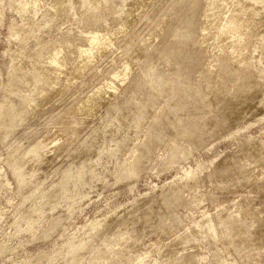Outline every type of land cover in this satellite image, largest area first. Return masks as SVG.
Masks as SVG:
<instances>
[{
	"label": "rangeland",
	"instance_id": "rangeland-1",
	"mask_svg": "<svg viewBox=\"0 0 264 264\" xmlns=\"http://www.w3.org/2000/svg\"><path fill=\"white\" fill-rule=\"evenodd\" d=\"M229 1L235 36L211 0H0V264H264V0Z\"/></svg>",
	"mask_w": 264,
	"mask_h": 264
},
{
	"label": "bare ground",
	"instance_id": "bare-ground-1",
	"mask_svg": "<svg viewBox=\"0 0 264 264\" xmlns=\"http://www.w3.org/2000/svg\"><path fill=\"white\" fill-rule=\"evenodd\" d=\"M221 1H223V4L221 5V6H217V4H218V2L216 3V0H211V4H209V6H208V8H207V12L209 11L211 14L213 13H215V10H217L216 12H217V16H216V18H212V21L210 20V22H206L207 24H205L204 25V27H203V31H204V33L206 34V32L207 33H209V31L210 30H212L211 28H215V27H213V26H217L218 28L216 29V30H218L219 32H221V33H223V28L224 27H226L227 25H225V23L226 22H228L229 20L230 21H233L234 22V24H235V22H237V21H239V23H238V25H236V27H235V31L231 34V35H234L235 36V34L239 31V29L240 28H242V26L245 24V20H246V22H247V19L246 18H244V17H242L243 16V14L242 15H240V11H241V8L239 7V12H237V11H235V12H237V13H239V14H235V13H232V12H230V13H228L227 11H226V9L228 8V7H232V5H230V1L228 2L227 0H221ZM232 1H234V0H232ZM238 1V3H240V1L241 0H237ZM210 2V1H209ZM220 2V1H219ZM235 2H236V0H235ZM243 2V1H242ZM143 3H146L145 1L143 2ZM234 3V2H233ZM237 3V2H236ZM244 3V2H243ZM221 4V3H220ZM219 4V5H220ZM235 4V3H234ZM236 5H238L239 6V4H236ZM247 5H249V4H247ZM242 6H244V5H242ZM253 6V5H252ZM235 7V6H234ZM246 7H248V6H246ZM233 8V7H232ZM231 8V9H232ZM256 8V7H255ZM259 8H262V7H259ZM251 9V8H250ZM233 10V12H234V9H232ZM236 10V9H235ZM238 10V9H237ZM243 10V9H242ZM257 10V9H256ZM127 11V10H126ZM249 11V10H248ZM251 11V10H250ZM253 11H254V9H253ZM259 11H261V10H259ZM263 11V10H262ZM125 12V11H124ZM206 12V11H205ZM243 13H245V12H243ZM250 13V12H249ZM249 13H247V14H249ZM254 13V12H253ZM256 13H257V11H256ZM252 14V13H251ZM261 14V13H260ZM259 13H258V15H260ZM254 15H255V13H254ZM204 16H208V15H205L204 14ZM215 16V15H214ZM247 16V15H246ZM261 16V15H260ZM231 17V18H230ZM259 17V16H258ZM207 18V17H206ZM242 18H244L243 20H241ZM250 18H251V16H250ZM257 18V17H256ZM228 19V20H227ZM257 19H259V18H257ZM186 20V19H185ZM207 20V19H206ZM240 20H241V22H240ZM262 20V23H263V19H261ZM260 20V21H261ZM188 21H189V19H188ZM252 21V20H251ZM249 22H250V20H249ZM254 22V21H253ZM191 23V22H190ZM204 23V22H203ZM248 23V22H247ZM252 23V22H251ZM250 23V24H251ZM261 23V22H260ZM260 23H259V25H258V27H260ZM186 24H187V21H186ZM249 24V23H248ZM258 24V23H257ZM191 25V24H190ZM252 25V24H251ZM245 26V25H244ZM243 26V27H244ZM247 26V25H246ZM261 26H262V24H261ZM251 27V26H250ZM263 27H264V25H263ZM117 28H119V27H117ZM116 28V29H117ZM116 29H114V30H112V31H115ZM121 29V28H120ZM251 29V28H250ZM254 29V28H253ZM255 29H257L256 27H255ZM106 30H107V28H106ZM110 30V29H109ZM109 30H108V32H109ZM240 30H243V28L242 29H240ZM249 30V29H248ZM263 30H264V28H263ZM117 31H118V29H117ZM187 31H189V30H187ZM213 31V30H212ZM212 31H210V32H212ZM215 31V30H214ZM250 32H251V30H249ZM260 31V30H259ZM259 31H256V32H259ZM100 32V31H99ZM110 32H111V30H110ZM109 32V33H110ZM179 32V31H178ZM202 32V31H201ZM218 32V34L219 35H221L220 33ZM192 32H190V34H191ZM213 33V32H212ZM239 33H240V31H239ZM245 33H246V30H245ZM252 33H254V32H252ZM102 34H104V33H102ZM112 34H113V32H112ZM112 34H110V35H112ZM115 34V33H114ZM113 34V35H114ZM201 34H203V33H201ZM214 34H216V31L213 33V35ZM241 34L243 35V32H241ZM251 34V33H250ZM260 34H262V33H260ZM89 35V38H90V42H89V45L88 46H86V47H83L82 49H80V51L81 52H85V53H91V49H92V47H93V45H94V43H96L97 42V39H99V35H100V33H98L97 31H95L94 33L92 32V33H89L88 34ZM105 35V34H104ZM184 35V34H183ZM210 35V34H209ZM212 35V34H211ZM240 34H238L237 36L239 37L237 40H239L240 38L242 39V40H244V38H242V37H240L239 36ZM256 35V34H255ZM254 35V36H255ZM188 36V35H187ZM216 36V35H215ZM233 36V37H234ZM249 36V35H248ZM250 36H252V34L250 35ZM205 37H206V35H205ZM205 37H203V38H205ZM213 38H214V36H212ZM212 37H210V38H212ZM218 37V36H217ZM220 37V36H219ZM228 37V36H227ZM229 37H230V35H229ZM233 37H232V39H233ZM201 38H202V36H201ZM200 38V39H201ZM207 38V37H206ZM247 38V37H246ZM245 38V39H246ZM258 38V37H257ZM199 39V40H200ZM223 39H224V37H223ZM235 39H236V37H235ZM241 39H240V41H241ZM262 39H263V37H262ZM204 39H202V41H203ZM214 40V39H213ZM218 40H220V38H218ZM225 40V39H224ZM231 40V39H230ZM237 40H235V42H237ZM248 40H250V39H248ZM253 40V39H252ZM217 41V40H216ZM222 41V40H221ZM220 41V42H221ZM227 41H229V40H227ZM226 40H225V43L227 42ZM251 41V40H250ZM258 41V40H257ZM262 42H263V40H261ZM100 41H98V43H99ZM200 42V41H199ZM204 42V41H203ZM201 43V44H203V47L202 48H205L204 46H206V44L204 45V43ZM230 42V41H229ZM244 42V41H243ZM242 42V43H243ZM212 43V42H211ZM224 43V44H225ZM231 43V45H232V47H233V45H236V43H232V42H230ZM230 43H229V45H230ZM237 43H239V42H237ZM241 43V42H240ZM239 43V44H240ZM250 43V42H249ZM252 43V42H251ZM257 43V42H256ZM102 44V43H101ZM100 44V45H101ZM208 44V43H207ZM218 43H216V45H217ZM221 44H222V42H221ZM238 44V45H239ZM244 44V43H243ZM242 44V45H243ZM263 44L264 43H262V46H263ZM97 45V44H96ZM238 45H236L235 47H237ZM245 45V44H244ZM255 45V44H254ZM95 46V45H94ZM98 47H99V45H97ZM102 46V45H101ZM101 46L99 47V48H101ZM200 46V45H199ZM218 46V45H217ZM220 46V45H219ZM97 47V48H98ZM234 47V48H235ZM243 47V46H242ZM99 48H98V50H99ZM221 48V47H220ZM225 48V47H224ZM223 48V49H224ZM239 47H237V49H238ZM241 48V47H240ZM245 51L247 50V46H245ZM251 48V47H250ZM263 48V47H262ZM95 49V48H94ZM174 49V48H173ZM214 49V48H213ZM219 49V48H218ZM217 48H216V50H218ZM226 49V48H225ZM224 49V50H225ZM227 49H228V45H227ZM229 49H232V48H229ZM229 49H228V51H229ZM243 49V48H242ZM96 50V49H95ZM97 50V51H98ZM101 50H102V48H101ZM166 50H168L167 52L165 51V55H163L164 57H163V59H164V61H166V62H169V64L171 63V62H174L173 60V56H176V52L174 53V51H172V49H170V48H167ZM215 50V51H216ZM235 50H236V48H235ZM241 50V49H240ZM244 50V49H243ZM183 51V50H182ZM220 51H222L221 49H220ZM226 51V50H225ZM232 51H233V49H232ZM237 51V50H236ZM235 51V52H236ZM242 51V50H241ZM264 51V50H263ZM96 52V51H95ZM95 52H93V53H95ZM219 52V51H218ZM222 52H224V51H222ZM221 52V53H222ZM21 53V52H20ZM80 53V52H79ZM217 53V52H216ZM220 53V54H221ZM232 53V52H231ZM230 53V54H231ZM237 53V52H236ZM234 54V55H237V54ZM239 53H240V51H239ZM251 53V52H250ZM22 54V53H21ZM61 55V54H60ZM84 55V54H83ZM91 55V54H90ZM214 55H215V52H214ZM218 55V57H219V54H217ZM239 55V54H238ZM240 55H241V53H240ZM243 55H244V51H243ZM59 56V55H58ZM222 56H223V54H222ZM232 56H233V54H232ZM242 56V55H241ZM240 56V58H242ZM57 57V56H56ZM61 57V56H60ZM81 57H83V56H81ZM93 57H94V54H93ZM235 57V56H234ZM234 57H233V59H234ZM80 58V57H79ZM78 58V59H79ZM86 58V57H85ZM92 58V57H91ZM235 58H237V57H235ZM239 58V57H238ZM239 58V59H240ZM246 58V57H245ZM57 59H58V57H57ZM61 59H62V57H61ZM83 59V58H82ZM87 59H89L88 57H87ZM86 59V60H87ZM220 59V58H219ZM221 59H222V57H221ZM220 59V60H221ZM243 59H244V57H243ZM50 60V59H49ZM55 58L54 57H52L51 58V61L52 62H55ZM84 60V59H83ZM89 60H92V59H89ZM88 60V64L90 63V61ZM58 61V60H57ZM80 61V60H79ZM219 61V60H218ZM222 61V60H221ZM59 62V61H58ZM81 63H82V60L80 61ZM245 62V61H244ZM63 63V62H62ZM84 63V62H83ZM61 64V63H60ZM76 64H77V62H76ZM75 64V65H76ZM85 64V63H84ZM83 64V65H84ZM59 65V64H58ZM66 65V64H65ZM79 65V64H78ZM176 65V64H175ZM227 65V64H226ZM72 66V65H71ZM80 66H81V64H80ZM47 67L49 68V66L47 65ZM46 67V68H47ZM59 67V66H58ZM64 67V66H63ZM75 67V66H74ZM171 67V66H170ZM214 67V65H212V67L210 66L209 68H213ZM222 67V66H221ZM221 67H220V69H221ZM51 68V67H50ZM61 68V67H60ZM77 68H79V67H77ZM84 68V67H83ZM52 69H54V68H52ZM66 69V68H65ZM73 69V68H72ZM82 69V68H81ZM171 69V68H170ZM176 69V68H175ZM214 69H215V67H214ZM60 70V69H59ZM75 70H76V68H75ZM123 70V69H122ZM126 70V69H125ZM210 70H212V69H210ZM55 71V70H54ZM61 71V70H60ZM63 71V70H62ZM61 71V72H62ZM70 71V70H69ZM119 71H121V70H119ZM178 71V72H177ZM177 71H173L172 73H171V75L169 76V74H167V76L164 78V79H160V81H159V83L157 84V86L156 87H153V89L152 90H160V89H164L165 88V90H166V88H169V89H171L172 90V96H174V94H175V88H174V85H177V83L179 84H182L183 82L180 80V76L182 75H180V73H179V68H178V70ZM213 71H215V70H213ZM46 72V71H45ZM45 72H44V74H45ZM48 72V71H47ZM46 72V73H47ZM73 72V71H72ZM74 72H76V71H74ZM77 72H78V70H77ZM210 72H212V71H210ZM226 72V71H225ZM64 74V73H63ZM71 74V73H70ZM117 74H120L119 72L117 73ZM122 74V73H121ZM222 74V73H221ZM150 75V74H149ZM149 75H147L148 77H149ZM154 75V74H153ZM223 75V74H222ZM56 76V75H55ZM120 76V75H119ZM183 76V75H182ZM201 76V75H200ZM218 76V75H217ZM224 76V75H223ZM114 77V76H113ZM115 77H117V76H115ZM186 77V76H185ZM220 77V76H219ZM117 79V78H116ZM222 79H223V77H222ZM150 80H151V78H150ZM149 80V81H150ZM260 81V80H259ZM214 82V81H213ZM250 82V81H249ZM113 83V82H112ZM111 83V84H112ZM219 83V82H218ZM246 83H248V82H246ZM253 83V82H252ZM105 84H107V83H105ZM109 84V83H108ZM115 83H113V85H114ZM215 84H216V81H215ZM110 85V84H109ZM108 85V86H109ZM112 85V86H113ZM245 85V84H244ZM101 86H103V87H105L104 85H101ZM118 86V84L116 85V87ZM218 86V85H217ZM114 87V86H113ZM219 87H220V85H219ZM101 88V87H100ZM99 88V89H100ZM184 88V92H186V93H188V87H183ZM102 89V88H101ZM100 89V90H101ZM106 89H108V87H106ZM168 89V90H169ZM41 90V89H40ZM103 90V89H102ZM219 90V89H218ZM241 90V89H240ZM247 90H249V86L248 85H245V86H242V90L241 91H246V92H248L249 93V91L251 90H249V91H247ZM253 90V89H252ZM264 90V89H263ZM98 91V90H97ZM108 91V90H107ZM178 91V90H177ZM220 91V90H219ZM231 91V90H230ZM233 91H234V89H233ZM239 91V90H238ZM105 92H106V90H105ZM226 92H228V90L226 91ZM43 93V92H42ZM97 93V92H96ZM96 93H94V94H96ZM101 93V92H100ZM159 93V92H158ZM165 93V92H164ZM241 93V92H240ZM44 94V93H43ZM94 94H92V95H94ZM98 94H99V91H98ZM98 94H96V97H97V99L99 98L98 96ZM232 94H234V93H232ZM242 94V93H241ZM246 94V93H245ZM264 94V93H263ZM176 95V94H175ZM221 95H222V93H221ZM263 96V95H262ZM96 97H94V99H90V100H94V102H95V98ZM91 98V97H90ZM174 99V98H173ZM88 100V99H87ZM89 101V100H88ZM88 101H86V102H88ZM93 102V103H94ZM144 102H142L141 103V105L143 104ZM174 103V102H173ZM186 103V102H185ZM97 104V103H96ZM147 104V103H146ZM94 104H92V106H93ZM83 106H85L84 104H83ZM141 107V106H140ZM145 107H146V105H145ZM138 111V110H137ZM145 111V110H144ZM134 112H136V111H134ZM136 114V113H135ZM143 116V115H142ZM175 116V115H174ZM139 118V115H136V117H135V121H134V123L136 122V120ZM140 119V118H139ZM179 121V120H178ZM73 123H74V121H73ZM70 124H72V123H70ZM75 124V123H74ZM77 124V123H76ZM65 126V125H64ZM66 126H68L67 124H66ZM76 126H74V128H75ZM67 128V127H66ZM73 128V127H72ZM62 129H64V128H62ZM67 129H69V128H67ZM179 129V131L181 130L182 132H184L185 131V129H180V128H178ZM178 129H176L177 131H178ZM70 130V129H69ZM63 131H66V129L65 130H63ZM69 132H71L72 133V131L70 130ZM62 133V132H61ZM70 133V134H71ZM185 133V132H184ZM69 134V133H68ZM177 134V133H176ZM179 134V133H178ZM189 134V133H188ZM59 135H61V134H58V136ZM179 135H181V134H179ZM183 135V134H182ZM186 136H187V134H185ZM57 136V137H58ZM176 136V135H175ZM174 136V137H175ZM61 137V136H60ZM180 137V136H179ZM185 137V136H184ZM188 137H189V135H188ZM187 137V139H189ZM177 138V137H176ZM63 139V138H62ZM191 139H192V137H191ZM194 139V138H193ZM54 140V139H53ZM56 140V139H55ZM195 140H196V138H195ZM198 140V139H197ZM174 141H176L175 139H174ZM174 144L176 143L177 144V142H173ZM192 144H193V142H191ZM56 144V143H55ZM58 144V143H57ZM141 145H143V144H141ZM193 145H195V144H193ZM141 147V146H140ZM144 147H145V145H144ZM181 147H183V146H180V148ZM179 148V146L178 147H176L175 149H178ZM134 149V148H133ZM35 150V149H34ZM33 150V151H34ZM137 150V149H136ZM135 150V151H136ZM141 150V149H140ZM182 150V149H181ZM178 151L179 153H181L182 151ZM245 150H248L247 148L245 149ZM176 151V150H175ZM175 151L172 153V154H175ZM139 152V151H138ZM131 153H133V152H131ZM135 153V152H134ZM143 153V152H142ZM178 153V154H179ZM187 153V152H186ZM137 154L138 153H136V155L134 154V157L135 156H137ZM171 154V153H170ZM169 154V155H170ZM182 154V153H181ZM139 156V155H138ZM142 156V155H141ZM173 156V155H172ZM175 156H176V154H175ZM175 156L173 157V158H175ZM179 156V155H178ZM136 158V157H135ZM139 158V157H138ZM137 158V159H138ZM142 158V157H141ZM183 158V157H182ZM167 162H168V160H167ZM175 162V161H174ZM139 163V162H138ZM136 165V164H135ZM136 167V166H135ZM135 167H134V165L133 164H128L126 167H125V171H124V173L123 174H125L126 176H129L130 174H132V176H133V174L134 173H136V169H135ZM72 169V168H71ZM80 169L79 170H77L75 173H76V175L77 176H79V174H80ZM71 172V171H70ZM73 172V171H72ZM68 173H69V171L67 170L66 171V178H68ZM129 174V175H128ZM138 174V173H137ZM73 175H75L74 173H73ZM73 175H71V176H69V179H70V177L72 178V176ZM75 175V176H76ZM19 176H20V174H19ZM19 176H18V178H19ZM74 176V177H75ZM125 176V177H126ZM131 176V175H130ZM129 176V177H130ZM131 176V177H132ZM74 177L72 178V179H74ZM21 178V177H20ZM68 179V180H69ZM22 180H23V178H22ZM67 180V179H66ZM119 180V179H118ZM120 180H122V179H120ZM20 182V181H19ZM66 182H68V181H66ZM69 183V182H68ZM67 184V183H66ZM66 184H64V182H62L61 183V185H60V188L59 189H64L65 188V185ZM70 184V183H69ZM73 186V185H72ZM69 187H70V185H69ZM66 188H68L67 187V185H66ZM69 189V188H68ZM65 191H68V190H66V189H64ZM70 191V190H69ZM63 192V191H62ZM176 195V194H175ZM167 197H169V196H167ZM173 199V198H172ZM175 199V198H174ZM168 200V199H167ZM166 200V201H167ZM169 201H170V197H169ZM172 201H170V203H171ZM167 203H169L168 201H167ZM173 203V202H172ZM156 207V206H155ZM157 210V209H156ZM158 210H159V208H158ZM153 212V211H152ZM156 213V212H155ZM222 215V214H221ZM229 217V216H228ZM213 218V217H212ZM222 219V218H221ZM224 219V218H223ZM209 220V219H208ZM207 220V221H208ZM215 221H218V220H215ZM222 221V220H221ZM94 222V221H93ZM203 223V222H202ZM214 223V222H213ZM215 224V223H214ZM92 225V224H91ZM95 226V225H94ZM207 226H209L210 228H211V221H208V225ZM87 228V227H86ZM90 229V228H89ZM92 229H93V227H92ZM204 229V228H203ZM209 229V228H208ZM94 230H95V227H94ZM88 231H90V230H88ZM199 231V230H198ZM206 231V230H205ZM209 231H211V230H209ZM91 232V231H90ZM203 234V233H202ZM192 235V234H191ZM200 236H201V234H200ZM207 236V235H206ZM209 237V236H208ZM182 239V238H181ZM183 239H184V237H183ZM76 242H78V241H76ZM75 242V243H76ZM79 244V243H78ZM188 257V256H187ZM186 257V259H188ZM185 258V257H184ZM77 259V258H76ZM172 260V259H171ZM185 260V259H184ZM73 261H75V260H73ZM77 261V260H76ZM170 261V260H169ZM176 262V261H175ZM179 262V261H178ZM27 263V262H26ZM71 263V262H70ZM73 263V262H72ZM180 263V262H179ZM25 264V263H24ZM141 264V263H140ZM171 264V263H170ZM175 264V263H174ZM182 264H184V262L182 263Z\"/></svg>",
	"mask_w": 264,
	"mask_h": 264
}]
</instances>
